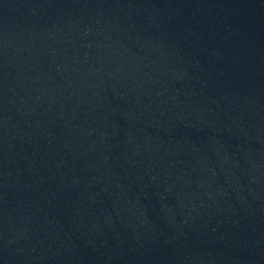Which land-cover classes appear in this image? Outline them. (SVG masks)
Masks as SVG:
<instances>
[{
	"label": "water",
	"instance_id": "water-1",
	"mask_svg": "<svg viewBox=\"0 0 264 264\" xmlns=\"http://www.w3.org/2000/svg\"><path fill=\"white\" fill-rule=\"evenodd\" d=\"M0 264H264V0H0Z\"/></svg>",
	"mask_w": 264,
	"mask_h": 264
}]
</instances>
